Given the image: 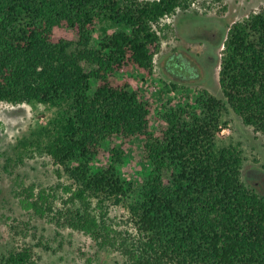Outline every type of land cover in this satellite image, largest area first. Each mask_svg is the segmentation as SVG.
Masks as SVG:
<instances>
[{
  "label": "trees",
  "instance_id": "obj_1",
  "mask_svg": "<svg viewBox=\"0 0 264 264\" xmlns=\"http://www.w3.org/2000/svg\"><path fill=\"white\" fill-rule=\"evenodd\" d=\"M189 7L190 0H0V102L54 109L19 144L49 155L71 181L57 209L45 190L30 187L26 199L39 215L54 214L100 249L119 251L124 264H264V189L242 180L241 149L218 143L227 107L264 135V6L231 24L221 42L222 97L204 90L192 103H162L153 130L147 98L113 82L128 66L151 73L161 21ZM113 137L143 140L148 171L137 189L118 170L121 145L106 167H91ZM120 204L135 232L110 222L109 206ZM0 264L39 262L22 247Z\"/></svg>",
  "mask_w": 264,
  "mask_h": 264
},
{
  "label": "rangeland",
  "instance_id": "obj_2",
  "mask_svg": "<svg viewBox=\"0 0 264 264\" xmlns=\"http://www.w3.org/2000/svg\"><path fill=\"white\" fill-rule=\"evenodd\" d=\"M263 6L264 0H190L189 9H178L161 21L160 49L154 55L152 72L128 66L115 73L114 84L127 82L147 98L153 130L162 122L158 113L162 103H192L204 90L222 97L221 42L231 24ZM62 34L71 36L69 30ZM95 38L99 39L97 33ZM53 113V108L41 103L0 102V257L10 250L30 247L39 264H124L119 251L100 249L88 234L61 225L54 214L39 215L28 204L26 197L32 187L36 194L45 190L57 209L65 186L71 182L49 155L28 151L19 144ZM222 119L225 123L218 143L238 146L243 155L242 180L250 187L261 185L264 189V135L245 125L230 107L223 111ZM142 141L140 137L109 139L91 167H106L110 149L121 145L125 154L118 170L134 189L139 188L148 171ZM108 216L114 228L135 232L123 204L109 206Z\"/></svg>",
  "mask_w": 264,
  "mask_h": 264
}]
</instances>
